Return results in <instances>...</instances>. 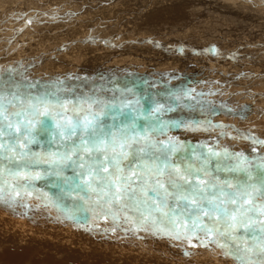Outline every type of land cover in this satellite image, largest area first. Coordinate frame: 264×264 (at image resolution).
Returning a JSON list of instances; mask_svg holds the SVG:
<instances>
[{"label":"snow or ice","instance_id":"1","mask_svg":"<svg viewBox=\"0 0 264 264\" xmlns=\"http://www.w3.org/2000/svg\"><path fill=\"white\" fill-rule=\"evenodd\" d=\"M68 79L79 77L41 84L0 67V205L30 210L36 199L75 218L70 199L80 213L214 245L236 264H264V148L250 156L221 145L234 126L213 124L215 108L195 88L109 81L82 93ZM186 110L205 119L170 115ZM217 127L215 143L182 138Z\"/></svg>","mask_w":264,"mask_h":264},{"label":"rangeland","instance_id":"2","mask_svg":"<svg viewBox=\"0 0 264 264\" xmlns=\"http://www.w3.org/2000/svg\"><path fill=\"white\" fill-rule=\"evenodd\" d=\"M185 1H193L200 7V17L195 21L199 27H179L178 32L158 28L159 31L154 33H159L157 38L149 33L152 40L125 39L128 34L126 24L134 25L153 11ZM135 29L131 28L130 34ZM168 39L178 42L168 46L187 47L181 42L190 41L193 48L190 51L175 49L170 53L166 44ZM207 39L209 49L201 43ZM201 46L206 48V54L201 51ZM222 47L226 50L220 51ZM61 53L63 56L57 60H45L44 55L58 57ZM87 53L91 54L90 61H87ZM217 60H221L219 65ZM50 61L54 66L48 65ZM0 67L26 70L30 78L41 84L56 77H79L68 79L67 83L82 93L109 81L121 86L135 81L138 90L147 89L145 82L161 85L170 82L177 87H192L205 93L204 99L212 102L215 112L207 118L213 124L234 126L224 129L229 135L219 137L221 145L250 156L256 154L254 147L264 148L242 138L251 134L264 140V0H0ZM170 115L173 119H205L199 110ZM220 131L217 127L212 132L183 133L182 138L191 143L201 140L215 143ZM232 136L237 138L232 139ZM45 191L55 193L56 189L51 185L45 187ZM29 203L34 205L30 210L17 207L13 211L1 205L0 224L4 223L6 228L0 233L7 230L9 235L16 236L22 248L34 249L31 247L33 239L47 242L50 250L56 253L49 249L48 252L37 250L30 256L31 260L27 257L12 264H62L64 261H69L66 264H236L232 258L222 256L221 250L214 245L193 247L197 243L195 240L190 244L186 240L154 234L150 225L147 231L143 226L137 230L136 225L123 219L114 223L111 218L104 220L91 213H80L72 209L70 199L66 201V208L75 212V218H68L56 207L47 206L40 200L32 199ZM70 253L79 260L71 258Z\"/></svg>","mask_w":264,"mask_h":264},{"label":"bare ground","instance_id":"3","mask_svg":"<svg viewBox=\"0 0 264 264\" xmlns=\"http://www.w3.org/2000/svg\"><path fill=\"white\" fill-rule=\"evenodd\" d=\"M94 1V0H93ZM173 1V0H172ZM30 3V2H29ZM85 3V2H84ZM159 4V3H158ZM169 4V3H168ZM106 5V4H105ZM154 6V5H153ZM161 7V6H160ZM103 9V8H102ZM127 9V8H126ZM206 9V8H205ZM207 9H210V8H207ZM213 10V8L211 9V11ZM157 11V10H156ZM154 12L153 11V13H149L148 14V16H146V17H144L143 19H140V20H137V21H135L134 22V25L133 24H130V23H128V24H126V30L128 31V34H126V40H134V41H136V39H145V38H149L150 40H152V38H151V36H150V32H151V34L153 35V36H155L156 38L158 37V34L159 33H157V34H154V33H156V32H158L159 31V29H161L162 30V28H164V29H170V30H176V32H178L177 31V28L179 29V27H181V29H183V28H186V27H190V26H198L199 27V24L198 23H195V21L197 20V18L198 17H200L199 15L201 14V9H200V7L198 6V4H195L193 1H185V2H183V3H180V4H177V5H173V6H170V7H167V8H165V9H163V10H159L158 12ZM203 11H204V9H203ZM203 11H202V13H203ZM210 11V12H211ZM209 13V12H208ZM212 13H214V12H212ZM212 13H210V16H211V14ZM94 15V14H93ZM203 15V14H202ZM239 15V14H238ZM208 16V15H207ZM207 16H205L206 18H207ZM210 16H209V18H210ZM234 17H236V16H234ZM204 18V17H203ZM225 18V17H224ZM230 19V18H229ZM228 19V17H227V20H229ZM202 20V19H201ZM203 20H205V19H203ZM211 20V19H210ZM231 20V19H230ZM229 20V21H230ZM218 22V21H217ZM219 23V22H218ZM211 25H212V23H210ZM210 24H209V26H210ZM217 24V23H216ZM224 24V23H223ZM230 25V24H229ZM119 26V25H118ZM228 26V25H227ZM226 26V27H227ZM133 27H135L136 29H135V32L133 31V34H130V32H131V28H133ZM212 27H214V25L212 26ZM225 27V26H224ZM225 27V28H226ZM229 27V26H228ZM159 28V29H158ZM218 28V27H217ZM222 28V27H221ZM180 29V30H181ZM223 29V28H222ZM222 29H221V31H222ZM231 30V28L229 29V31ZM210 31V30H209ZM227 31V30H226ZM225 31V33H227ZM212 33V32H211ZM224 33V32H223ZM221 34V33H220ZM220 34H218V35H220ZM134 35H137L136 36V38H134ZM210 36V35H209ZM221 36V35H220ZM230 36V35H229ZM216 37V36H215ZM214 37V38H215ZM228 37V36H227ZM160 38V37H159ZM203 38V37H202ZM214 38H213V40H214ZM219 38V37H218ZM238 38V37H237ZM162 39V38H161ZM161 39H159V40H161ZM211 39V38H210ZM216 39V38H215ZM221 39H222V36H221ZM212 40V39H211ZM220 40V39H219ZM224 39H222V41H223ZM162 41V40H161ZM164 41V40H163ZM179 41H181V40H179ZM193 41H195V40H193ZM218 41V40H217ZM221 41V40H220ZM98 42V41H97ZM114 42V41H113ZM117 42V41H116ZM207 42H208V39L206 40V42H201V43H203V45H205V47L206 48H208L209 46H208V44H207ZM235 42V41H234ZM165 43V42H164ZM176 43H178V42H176V41H170V39H168L167 40V42H166V44H167V46L168 45H175ZM182 43V45H186L187 47H184V46H168L167 48H168V51L170 52V53H172L175 49H180V50H186V51H190V50H192V43L190 42V41H186V42H181ZM210 43H211V41H210ZM217 43V42H216ZM222 43V42H221ZM220 43V44H221ZM116 44H118V43H116ZM130 44V43H129ZM128 44V45H129ZM225 44V43H224ZM238 44V43H237ZM250 44V43H249ZM31 45V44H30ZM43 45H44V43H43ZM86 45V44H85ZM131 45V44H130ZM207 45V46H206ZM209 45H211V44H209ZM222 45H223V43H222ZM234 45V44H233ZM42 46V45H41ZM95 46V45H94ZM99 46V45H98ZM118 46V45H117ZM166 46V45H165ZM164 46V47H165ZM194 46H195V44H194ZM212 46H218V45H212ZM47 47V46H46ZM63 47V46H62ZM101 47V46H100ZM163 46H162V48H164ZM198 47V46H197ZM204 46H201V51H203V53L204 54H206L205 53V51H206V48H205ZM211 48V47H210ZM130 49V48H129ZM196 48H194V50H195ZM209 49V48H208ZM207 49V50H208ZM212 49H214V48H212ZM218 49V48H217ZM221 49H224V51L226 50V47L224 48V47H222V48H220V51H221ZM239 49H242V48H239ZM34 50V49H33ZM70 50V49H69ZM197 50V49H196ZM211 50V49H210ZM219 50V49H218ZM40 51V50H39ZM43 51V50H42ZM68 51V50H67ZM99 51V50H98ZM168 51H167V53H168ZM209 51V50H208ZM207 51V52H208ZM214 51V50H213ZM223 51V52H224ZM237 51H238V49H237ZM236 51V52H237ZM71 52V51H70ZM160 52V51H159ZM184 52V51H183ZM216 52V51H215ZM230 52V51H229ZM235 52V51H234ZM33 53V52H32ZM64 53V52H63ZM63 53H61L58 57H55L53 54L51 55L52 57H53V59H52V57L51 56H49V55H44V57H45V60H47V59H51V60H57L58 58H60V57H62L63 56ZM81 53V52H80ZM99 53V52H98ZM131 53V52H130ZM193 53V52H192ZM198 53H200V52H198L197 51V54ZM217 53V52H216ZM238 53H239V51H238ZM39 54V53H38ZM188 54H189V52H188ZM197 54L195 55V53H194V55L196 56V57H198L197 56ZM202 54V53H201ZM201 54H199V55H201ZM223 54V53H222ZM235 54V53H234ZM240 54V53H239ZM238 54V55H239ZM66 55H68V54H66ZM70 55V54H69ZM90 55L91 54H89V53H87L86 54V58L88 59H86L87 61H90ZM118 55V54H117ZM120 55V54H119ZM211 55V54H210ZM209 55V56H210ZM224 55H225V52H224ZM231 55V54H230ZM80 56V55H79ZM176 56V55H175ZM192 56V55H191ZM203 56V55H202ZM205 56V55H204ZM203 56V57H204ZM234 56V55H233ZM73 57V56H72ZM75 57V56H74ZM73 57V58H74ZM82 57V56H81ZM99 57V56H98ZM188 57V56H187ZM194 57V56H193ZM207 57H208V55H207ZM211 57V56H210ZM225 57V56H224ZM230 57V56H229ZM69 58V57H68ZM90 58V59H89ZM100 58V57H99ZM222 58V57H221ZM76 59V58H75ZM78 59V58H77ZM93 59V58H92ZM98 59V58H97ZM101 59V58H100ZM198 59V58H197ZM231 59V58H230ZM95 60V59H94ZM201 60H202V58H201ZM208 60V59H207ZM238 60V59H237ZM65 61V60H64ZM71 61V60H70ZM108 61V60H107ZM184 61H186V60H184ZM189 62L191 61V59H189L188 60ZM221 61V60H220ZM220 61H218L217 60V62L216 63H218V62H220ZM226 61V60H225ZM94 62V61H93ZM240 62V61H239ZM9 63V62H8ZM53 63V62H52ZM52 63H51V61H50V64H48V65H52ZM55 63V62H54ZM60 63V62H59ZM102 62H100V64H101ZM131 63V62H130ZM208 63V62H207ZM90 64V63H89ZM113 64V63H112ZM210 64V63H209ZM226 64V63H225ZM7 65V64H6ZM55 65H56V63H55ZM58 65V64H57ZM62 65H66V64H63L62 63ZM73 65V64H72ZM87 65V64H86ZM96 65H98V64H96ZM218 65H219V63H218ZM11 66V65H10ZM17 66V65H16ZM52 66H54V64L52 65ZM60 66V65H59ZM70 66V65H69ZM83 66V65H82ZM89 66V65H88ZM211 66V65H210ZM227 66V65H226ZM233 66V65H232ZM237 66V65H236ZM242 66V65H241ZM240 66V67H241ZM21 67V66H20ZM66 67V66H65ZM97 67V66H96ZM111 67V66H110ZM194 67V66H193ZM200 67V66H199ZM198 67V68H199ZM212 67V66H211ZM60 68H62V67H60ZM224 68H225V66H224ZM227 68V67H226ZM236 68V67H235ZM238 68V67H237ZM84 70H86V68L84 67L83 68ZM201 69V68H200ZM230 69H231V67H230ZM201 71V70H200ZM148 74V73H147ZM119 76V75H118ZM128 76V75H127ZM248 76V75H247ZM99 77V76H98ZM132 77V76H131ZM106 79V78H105ZM220 108V107H219ZM49 186H51V185H48V187ZM42 187V186H41ZM44 187V186H43ZM52 190V189H51ZM39 202V201H38ZM37 204V203H36ZM41 205V204H40ZM42 206V205H41ZM0 207H1V205H0ZM5 208V207H4ZM3 208V209H4ZM48 208V207H47ZM1 211V210H0ZM53 211V210H52ZM51 212V211H50ZM47 213V212H46ZM56 213V212H55ZM45 214V213H44ZM48 214H49V212H48ZM58 215V214H57ZM5 216H7V215H5ZM22 216V215H21ZM42 216H45V215H43L42 214ZM59 216H61V215H59ZM4 217V216H3ZM48 217H50V216H48ZM63 217V216H62ZM1 218V217H0ZM24 218V217H23ZM36 218V217H35ZM5 219V218H4ZM3 220V219H2ZM6 221V220H5ZM9 221V220H8ZM18 221V220H17ZM0 222H1V219H0ZM9 223H12V222H9ZM6 224H7V222H6ZM24 224V223H23ZM41 224V223H40ZM4 223L3 224H0V230L1 229H3V230H5V228H4ZM16 225V224H15ZM11 226H12V224H11ZM10 226V228L12 229V227ZM9 228V227H8ZM7 228V229H8ZM17 228H18V226H17ZM52 228V227H51ZM10 229V230H11ZM16 230V229H15ZM15 230H13V231H15ZM49 230V229H48ZM7 231V230H6ZM6 231H2V233H0V264H12V263H15V262H20V261H22V260H24V258H27V257H29L30 258V256L32 255V254H34L35 255V251L37 252V250L38 251H47L48 249V251H50L51 253H56L55 251H51L50 250V246H49V244L47 243V242H40L39 240H36V239H33V238H30V240L31 239H33L32 241H31V247L32 248H34V249H31V248H22V247H19V242L17 243V237L16 236H12V235H9ZM12 231V232H13ZM19 231V230H18ZM16 234V233H15ZM20 234V233H19ZM22 235H24V233L22 232ZM19 236V235H18ZM26 236V235H25ZM70 237V236H69ZM22 238V237H21ZM56 238V237H55ZM25 239H27V238H25ZM25 239H24V241H25ZM29 241V240H28ZM28 241H25V242H28ZM65 241V240H64ZM22 242V241H21ZM21 242H20V244H21ZM30 242V241H29ZM78 242V241H77ZM104 242V241H103ZM70 243V242H69ZM9 244H11V245H9ZM27 244V243H26ZM14 245V246H13ZM22 245V244H21ZM20 245V246H21ZM28 245V244H27ZM29 246V245H28ZM57 247V246H56ZM91 248V247H90ZM128 248V247H127ZM53 249V248H52ZM56 250V249H55ZM76 250V249H75ZM47 251V252H48ZM59 251V250H58ZM73 251V250H72ZM92 251V250H91ZM88 252V251H87ZM44 253V252H43ZM60 253V252H59ZM89 253V252H88ZM37 255H38V253H36ZM46 254V253H45ZM50 254V253H49ZM71 254V253H70ZM87 254V253H86ZM85 254V255H86ZM101 254V253H100ZM34 255H32V256H34ZM47 255V254H46ZM45 255V256H46ZM84 255V254H83ZM89 255V254H88ZM97 255V254H96ZM107 255V254H106ZM184 255V254H183ZM39 256V255H38ZM45 256H43V258H45ZM52 256H53V254L51 255V257H49L50 259L52 258ZM55 256V255H54ZM65 256V255H64ZM90 256V255H89ZM94 256V255H93ZM37 257V256H36ZM35 257V258H36ZM56 257H57V254H56ZM80 257V256H79ZM95 257H97V256H95ZM32 258V257H31ZM31 258H30V260H31ZM42 258V257H41ZM48 258V259H49ZM54 258V257H53ZM71 258H76V257H73V255L71 254ZM172 258V257H171ZM37 259V258H36ZM46 259H47V257H46ZM47 259V261H49ZM66 259V258H65ZM64 259V260H65ZM40 260V259H39ZM55 261H56V258L54 259ZM53 260V261H54ZM59 259H57V261H58ZM62 260V259H61ZM68 260H69V257H68ZM79 259L78 258H76V261H78ZM132 260V259H131ZM35 261V260H34ZM41 261H43V260H41ZM72 261V260H71ZM83 260H81V262H82ZM65 262H69V261H64V262H61L62 264H64ZM103 262V261H102ZM36 263V262H35ZM71 263V262H70ZM95 263V262H94ZM100 263H101V261H100ZM66 264V263H65ZM73 264V263H72ZM75 264V263H74ZM82 264V263H81ZM91 264V263H90ZM98 264V263H97Z\"/></svg>","mask_w":264,"mask_h":264}]
</instances>
